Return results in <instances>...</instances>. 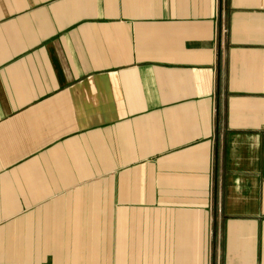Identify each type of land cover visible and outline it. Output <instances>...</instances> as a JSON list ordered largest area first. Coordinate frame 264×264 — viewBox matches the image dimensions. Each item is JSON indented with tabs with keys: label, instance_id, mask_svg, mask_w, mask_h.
I'll return each mask as SVG.
<instances>
[{
	"label": "crops",
	"instance_id": "crops-1",
	"mask_svg": "<svg viewBox=\"0 0 264 264\" xmlns=\"http://www.w3.org/2000/svg\"><path fill=\"white\" fill-rule=\"evenodd\" d=\"M0 264H264V0H0Z\"/></svg>",
	"mask_w": 264,
	"mask_h": 264
}]
</instances>
